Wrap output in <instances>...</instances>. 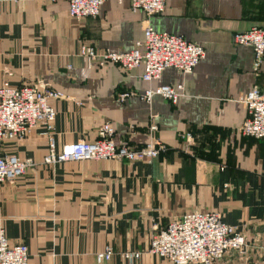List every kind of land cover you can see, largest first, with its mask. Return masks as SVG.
I'll list each match as a JSON object with an SVG mask.
<instances>
[{"label":"crops","instance_id":"obj_1","mask_svg":"<svg viewBox=\"0 0 264 264\" xmlns=\"http://www.w3.org/2000/svg\"><path fill=\"white\" fill-rule=\"evenodd\" d=\"M182 36L205 56L191 74L165 70L142 80V66L98 68L79 55L81 45L129 52L143 29ZM264 28V0H166L162 14L134 12L128 0H107L95 19L69 16L62 0H0V85L31 86L68 97L52 103L56 147L93 142L104 124L116 144L133 148L149 140L148 126L165 150L151 164L124 161L42 164L41 130L7 141L3 152L35 166L13 184L0 185V226L11 244L24 243L29 264H171L148 254L152 226L163 228L192 211H215L245 237L242 252L222 264H264V139L240 133L247 116L240 101L254 87L264 92V58L253 71L250 47L236 33ZM182 85L176 104L140 99L149 88ZM119 93H132L123 101ZM192 139L188 143L183 134ZM139 252L124 261L119 252Z\"/></svg>","mask_w":264,"mask_h":264},{"label":"built area","instance_id":"obj_2","mask_svg":"<svg viewBox=\"0 0 264 264\" xmlns=\"http://www.w3.org/2000/svg\"><path fill=\"white\" fill-rule=\"evenodd\" d=\"M68 5L69 16L76 20L95 19L107 0H62ZM122 3L123 0H116ZM131 9L142 11L146 16L160 15L165 10L166 0H128ZM233 43L253 50V71L258 72L264 58V28L251 27L236 33ZM79 55L90 59L98 68L113 64L124 71L142 66V80L150 83L158 80L165 70L173 69L191 74L205 53L201 46L193 44L182 36L156 32L150 25L143 29L142 40L135 43L129 52L98 51L89 45H81ZM132 93H119L124 100ZM183 96V87L169 85L149 88L140 99L151 102L154 97L176 104ZM68 99L64 94L53 91H39L31 86L0 85V185L13 184L35 166L33 160L8 155L3 152L7 141H21L41 130L39 135L46 139L47 150L42 164L55 166L67 162L81 161H124L153 163L165 146L155 137L158 127L149 124V140L139 148L116 144L114 130L104 124L99 137L93 142L78 141L57 148L54 121L56 111L53 102ZM246 107L247 116L240 127L241 135L256 140L264 139V92L252 88L240 100ZM186 142L192 136L183 134ZM247 247L245 237L237 228L223 222L222 215L215 211H192L171 220L165 227L156 224L147 253L171 264H222V257L228 252H242ZM116 255L113 248L105 246L95 256L97 264H107ZM118 256L124 261H135L141 253L123 251ZM0 264H29V250L24 243L11 244L0 226Z\"/></svg>","mask_w":264,"mask_h":264}]
</instances>
